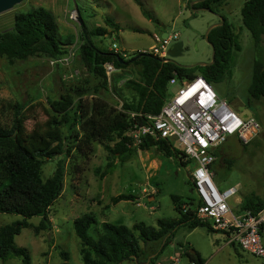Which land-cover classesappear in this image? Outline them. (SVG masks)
Returning a JSON list of instances; mask_svg holds the SVG:
<instances>
[{
  "label": "rangeland",
  "instance_id": "374dc122",
  "mask_svg": "<svg viewBox=\"0 0 264 264\" xmlns=\"http://www.w3.org/2000/svg\"><path fill=\"white\" fill-rule=\"evenodd\" d=\"M190 1V0H189ZM245 0H220L219 6L208 7L210 11L188 8L180 0H22L0 13V33L13 28L14 17L36 7L50 11L59 27L62 38L71 37L67 53L71 50L69 65H52L51 59L34 56L27 60L9 63L0 57V124L9 125L13 117L12 105L24 104V126L30 132L38 123L48 118V100L57 98L66 89L85 80H92L80 59L82 44L81 26L74 19L79 11L87 38L99 49L109 51L112 43L125 51L130 58L135 53L145 52L154 44L153 34L161 36L176 33L177 39L168 45L167 58L182 66L209 62L211 47L205 41L207 28L222 18L231 26L240 46L232 54L231 74L223 81L210 83L231 108L242 119L255 118L260 124L258 135L248 144H241L231 136L222 145L221 157L213 165L214 180L221 190L237 187L238 192L229 199L236 209L244 196L263 197L264 194V98L247 103L248 86L254 60L264 65V39L254 46L249 32L241 21V8ZM189 4V2H188ZM145 12L152 18L146 17ZM74 16V17H73ZM111 19L118 25L117 32L106 25ZM96 28L106 30L105 35H91ZM132 74L125 78L137 79L133 66ZM200 75V74H198ZM179 86V85H178ZM177 85L170 87L175 92ZM121 95V96H120ZM120 99L129 101L131 94L121 92ZM93 95L84 98L90 100ZM111 94L108 102L117 111L122 110V100ZM180 150L177 142H171ZM63 156L47 162L42 169L43 178L49 177L56 163ZM112 161L103 144L93 142L90 149L77 151L65 158L63 190L48 212L50 230L35 232L39 218H31L32 227L24 228L15 237L17 246L25 248L30 264H61L59 252H67V264H83L79 248L80 240L73 230V220L83 214L96 219L88 235L97 238L102 222L132 227L144 224L156 227L158 220H176L171 196L176 195L188 203L195 199L190 174L194 168L191 161L180 165L175 157L163 156L155 147L148 150L136 149L123 163L114 160L112 173L100 176L106 164ZM120 194L133 198L112 204L111 198ZM20 219L14 214H0V227ZM264 227V226H263ZM264 246V228L261 233ZM222 232H207L205 228L189 229L180 225L171 242L155 254L159 243L143 247L144 255L139 262L124 261L121 264H146L147 258L154 264H190L187 251H194L204 264H261V261L228 243ZM233 245V246H232ZM177 262H176V261ZM0 264H20V260H0Z\"/></svg>",
  "mask_w": 264,
  "mask_h": 264
},
{
  "label": "trees",
  "instance_id": "16d2710c",
  "mask_svg": "<svg viewBox=\"0 0 264 264\" xmlns=\"http://www.w3.org/2000/svg\"><path fill=\"white\" fill-rule=\"evenodd\" d=\"M219 1L206 0L194 4L190 9L208 8L211 3L218 7ZM187 7L189 8V4ZM145 15L152 18L146 12ZM241 21L254 46H258L264 39V0H245L241 8ZM105 22L113 32H117L116 23L111 19H106ZM105 34L106 30L102 28L91 32V35ZM81 39L80 59L92 80L85 78L57 98L49 99L47 120L36 124L30 132L24 126L26 118L22 103L12 105L13 117L9 125L0 124V214L20 216V219L0 227L1 261L17 259L20 264H30L27 250L17 246L14 239L22 229L32 227L29 222L31 218L40 219L34 227L35 232L51 229L48 212L63 190L64 162L66 156L71 155L72 149H90L93 142L103 144L112 161L106 164L105 170L100 173L101 177L112 173L114 160L123 163L136 149L148 150L155 147L163 156H175L183 166L184 154L175 149L171 141L147 138L142 144L133 147L127 133L134 124L142 123L146 116H155L160 112L170 95L171 79L184 82L200 74L208 83L221 82L231 74L232 54L240 49L236 35L225 19L223 25L213 28L208 34L215 52L214 62L195 68H187L174 61L161 64L149 54L135 53L130 58H124L113 51L99 49L84 35H81ZM71 40V37L62 38L50 11L36 7L17 14L13 28L0 33V57H4L9 63L34 56L58 59L67 53ZM107 62L120 70V73L112 76L111 84L107 82L103 67ZM130 66L134 67L137 79L128 78L118 87L117 83L125 79L124 74H132ZM123 91L131 94L129 101L119 98ZM247 92L248 105L264 98V65L259 60L253 61ZM89 94L93 95L90 100L84 98ZM111 94L122 100L123 111H117L110 105L108 97ZM221 148L222 146L215 152L216 161L221 158L229 163L221 157ZM59 156L63 158L57 161L52 174L44 179L43 166ZM132 198L130 195L120 194L112 197L111 202L115 205ZM171 199L178 214L176 220H158L156 227L134 224L130 228L102 222L96 239L88 235L89 228L96 225V219L90 214L75 218L73 230L80 240L79 253L83 264H121L124 261L138 263L140 256L144 255L141 244L147 246L159 243L155 251L157 256L171 242L176 229L182 224L189 229L201 227L210 233L218 232L212 229L209 222L196 218L192 201L186 203L176 195L171 196ZM183 205L187 206L185 211ZM238 207L240 210L258 212L264 207V194L263 197L253 194L244 196ZM186 254L190 264H204L197 252L187 251ZM59 255L61 264H67L69 254L59 252ZM154 259L147 258L145 263L154 264Z\"/></svg>",
  "mask_w": 264,
  "mask_h": 264
},
{
  "label": "built area",
  "instance_id": "2783aa9c",
  "mask_svg": "<svg viewBox=\"0 0 264 264\" xmlns=\"http://www.w3.org/2000/svg\"><path fill=\"white\" fill-rule=\"evenodd\" d=\"M188 2L184 0V7ZM177 37L176 33H166L164 36L153 34L154 44L147 53H140L166 58L168 45ZM110 51L127 58L125 51L116 43H112ZM71 59L70 50L58 59H51V64L67 66ZM103 67L107 82L111 84L112 76L120 73V70L109 62ZM127 79L120 80L117 86L120 87ZM174 85L179 86L175 92H170L160 112L155 116H146L142 123L134 124L129 130L127 136L131 145L137 147L147 138L177 142L179 151L184 154L183 160L194 164L190 176L195 193L192 207L196 218L209 222L213 230L224 232L229 244L236 245L264 264L261 239L264 207L258 212L231 207L229 199L236 195L238 188L220 190L212 171L216 162L215 152L229 137L234 136L246 145L258 135L260 124L253 117L240 118L201 75L184 82L171 79L170 86ZM182 207L184 211L187 208L186 205Z\"/></svg>",
  "mask_w": 264,
  "mask_h": 264
},
{
  "label": "water",
  "instance_id": "95a60500",
  "mask_svg": "<svg viewBox=\"0 0 264 264\" xmlns=\"http://www.w3.org/2000/svg\"><path fill=\"white\" fill-rule=\"evenodd\" d=\"M22 0H0V13L9 9L10 7H12L14 4H17L19 2H21ZM206 0H192L191 2H189V8H192V6L194 4H197V3H201V2H204ZM196 10H206V11H210V9H208L207 7H199V8H195V9H192L193 12H195ZM76 18L75 20L79 23V25L81 26V31H82V34L84 35L85 38H87L86 36V32H85V29H84V24L82 22V19L80 17V14H79V11H76ZM219 18V22H216L212 25H210L205 34H204V39L205 41L210 45L211 47V58H210V61L209 62H201V63H196L194 65H190V66H186L187 68H195L197 66H206V65H210L214 62V48H213V45L209 42L208 40V34L210 32V30H212L213 28H216V27H220L221 25H223L224 23V20L220 17ZM142 54V53H140ZM138 57V56H137ZM115 58L120 62V63H123V61L118 57V56H115ZM158 61L163 64L165 62H168V61H172L171 59L169 58H157ZM191 253H194V251H190Z\"/></svg>",
  "mask_w": 264,
  "mask_h": 264
},
{
  "label": "crops",
  "instance_id": "0c3cea01",
  "mask_svg": "<svg viewBox=\"0 0 264 264\" xmlns=\"http://www.w3.org/2000/svg\"><path fill=\"white\" fill-rule=\"evenodd\" d=\"M181 1H184V0H180V2H181ZM165 34H166V33H165L164 31L161 32V35H162V36H164ZM263 228H264V227H263ZM230 245H231V244H230ZM232 246H233V245H232ZM234 246H236V245H234Z\"/></svg>",
  "mask_w": 264,
  "mask_h": 264
},
{
  "label": "clouds",
  "instance_id": "9594fccd",
  "mask_svg": "<svg viewBox=\"0 0 264 264\" xmlns=\"http://www.w3.org/2000/svg\"><path fill=\"white\" fill-rule=\"evenodd\" d=\"M167 58V57H166ZM240 204V203H239ZM239 206V205H238Z\"/></svg>",
  "mask_w": 264,
  "mask_h": 264
}]
</instances>
